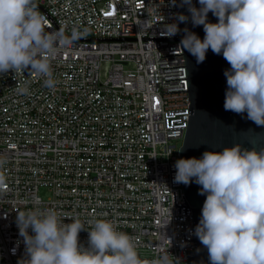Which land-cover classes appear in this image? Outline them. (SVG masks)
<instances>
[{"label":"built area","instance_id":"1","mask_svg":"<svg viewBox=\"0 0 264 264\" xmlns=\"http://www.w3.org/2000/svg\"><path fill=\"white\" fill-rule=\"evenodd\" d=\"M48 31L80 38L52 61L55 87L34 73L0 75V264H27L18 212L112 221L132 236L142 264H189L192 215H177L174 164L188 115L173 0H36ZM177 22V21H176ZM27 88V93L19 91ZM180 141V142H179ZM47 192V197L40 194ZM65 223L70 222L65 218ZM30 231V230H29ZM87 230L79 242L87 247ZM171 244L168 246L167 240Z\"/></svg>","mask_w":264,"mask_h":264},{"label":"clouds","instance_id":"2","mask_svg":"<svg viewBox=\"0 0 264 264\" xmlns=\"http://www.w3.org/2000/svg\"><path fill=\"white\" fill-rule=\"evenodd\" d=\"M180 0L187 15L176 21L202 26L204 37L185 28L180 47L203 63L210 49L222 55L226 89L223 107L264 126V0ZM216 22L207 19L208 13ZM176 21L163 35L180 32ZM46 17L36 0H0V75L24 72L55 87L52 61L60 47L80 38L73 30H46ZM19 91L27 93V88ZM174 182L199 185L205 195L195 236L207 249L210 264H264V147L242 149L239 144L222 151H204L200 158H180L174 164ZM6 187L0 176V190ZM65 218L70 222L65 223ZM90 228L55 209L39 206L18 212L16 225L23 237L27 264H142L132 236L118 231L106 219H94ZM30 230V231H29ZM87 230V247L79 233ZM168 246L171 241L168 238ZM21 264V261L19 262ZM152 264H171L167 256Z\"/></svg>","mask_w":264,"mask_h":264},{"label":"water","instance_id":"3","mask_svg":"<svg viewBox=\"0 0 264 264\" xmlns=\"http://www.w3.org/2000/svg\"><path fill=\"white\" fill-rule=\"evenodd\" d=\"M174 8H158L152 10H175L178 13L187 15L186 7H181L180 0H173ZM192 3L199 7L197 0ZM207 19L215 23L216 17L211 12ZM171 23V22H155ZM180 40L184 35V29L194 32L201 39L204 37L202 26L193 27L191 22L180 23ZM183 53L185 65L169 66L163 68L185 66L186 77L171 78L164 80L186 78L187 89L174 90L187 91L188 94V115L185 134L179 147L180 158L196 157L200 158L204 151H222L224 147H231L239 144L242 149L255 147L259 150L264 147V126H257L252 121L231 111H225L224 96L226 89V78L224 70L229 68L227 61L222 55L214 54L210 49L206 53L203 63L197 64L195 58L186 50ZM199 185L190 183L182 184L183 203L176 204L175 191L173 194V204L177 206V215H192V234L194 250L187 251L189 264H210L207 249L200 243L194 234V229L199 222L205 195L199 194Z\"/></svg>","mask_w":264,"mask_h":264},{"label":"rangeland","instance_id":"4","mask_svg":"<svg viewBox=\"0 0 264 264\" xmlns=\"http://www.w3.org/2000/svg\"><path fill=\"white\" fill-rule=\"evenodd\" d=\"M180 142V141H179ZM40 194L42 195V196H44V197H47V192L45 191V190H41L40 191Z\"/></svg>","mask_w":264,"mask_h":264}]
</instances>
